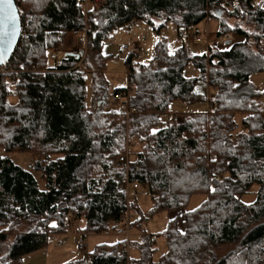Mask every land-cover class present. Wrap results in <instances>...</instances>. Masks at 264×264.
Returning a JSON list of instances; mask_svg holds the SVG:
<instances>
[{
    "label": "trees",
    "instance_id": "trees-1",
    "mask_svg": "<svg viewBox=\"0 0 264 264\" xmlns=\"http://www.w3.org/2000/svg\"><path fill=\"white\" fill-rule=\"evenodd\" d=\"M88 1L85 10L83 0H15L25 34L9 59L12 70L0 73V147L32 154L45 189L31 171L0 159V264H22L78 218L85 219L82 234L118 230L121 214L134 208L127 205V182L147 187L152 212H177L164 232L166 251L154 260L155 242L142 230L138 241L99 244L85 260L64 264H264V93L249 80L264 71L263 1ZM210 17L219 21L218 38L227 33L239 40L226 49L210 45L202 55L184 46L169 53L161 37L167 23L181 30ZM137 21L159 36L152 60L143 64L128 55L127 87L109 91L102 45L113 30ZM55 51L63 54L58 61L50 57ZM188 63L215 91L209 110L163 121L173 102L205 99L195 91L198 78L184 75ZM127 88V104L136 109L128 119L125 102L110 106ZM153 129L160 131L153 135ZM127 140L137 148L127 166H117ZM253 185L255 201L243 203L240 196ZM195 193L205 201L182 213ZM142 219L130 227H141ZM130 247L137 257L128 255Z\"/></svg>",
    "mask_w": 264,
    "mask_h": 264
},
{
    "label": "rangeland",
    "instance_id": "rangeland-1",
    "mask_svg": "<svg viewBox=\"0 0 264 264\" xmlns=\"http://www.w3.org/2000/svg\"><path fill=\"white\" fill-rule=\"evenodd\" d=\"M89 7L90 5L88 4L83 8L86 10ZM218 29V19L210 17L205 18L195 26H190L184 29L185 35L180 36V29H177L173 23L169 22L161 32V37L165 38L169 53H174L177 48L184 46L190 55H202L208 53V46L215 44H218L220 49H226L230 46V42L239 40V37L234 35H229V39L218 38L216 36ZM195 36H199L201 41H195L193 39ZM158 38L159 36L145 21H137L131 24L128 28H119L111 32L110 37L103 43L101 48V53L107 57L105 61L104 77L108 82L109 91H112L115 88L127 87L125 59L129 54L121 52L120 47L125 44H130V40L138 42L140 47L139 62L143 61V64H148L152 60L154 46L158 41ZM184 75L188 78H198L195 91L201 93L205 99L191 103L173 102L168 111V115L164 118L161 117L165 121H167V118H169L174 112L180 114L188 112H207L209 110L208 101L214 97V89L209 87L204 79H201L199 71L191 63H188L184 68ZM249 80L257 90L264 93V71L251 74ZM85 90L86 104L89 106L92 100V80L90 74L86 75ZM110 106L115 109L118 108L119 104L111 102ZM240 119L241 115L237 114L236 120L239 122ZM131 142L134 143V141ZM136 148L137 147H135L134 150H136ZM132 151L133 150H131V152ZM0 156L8 157L15 164L31 171L37 181L38 188L40 190L45 189L44 181L42 180L40 173L32 169V162L34 159L32 154L27 152H8L0 147ZM256 191L257 186L253 185L247 193L240 196L241 201L247 204L254 202ZM205 199L206 195L203 193L192 194L187 204L182 209V213L183 211L196 209L205 201ZM128 202L134 207H129L130 213L134 216L133 220L141 215L143 219L146 218L148 220L146 224L143 223L142 219L141 227H130L128 231L123 226V223H119L120 228L118 230L109 229L107 232L88 233L85 249L79 250L77 248L76 234L80 231L79 229L84 227L85 219L83 217L78 218L65 233L59 234L56 237H50L49 243L45 249L25 255L22 264H32V260H35L33 264H64L77 260H85L87 255L99 244H113L121 240H127V242L138 241L142 235V230L148 235H156V240L154 241L156 252L154 253L153 258L154 260H157L158 257L166 251L167 245L164 232L169 220L177 218V212L175 210H160L152 212L153 198L148 193L146 186L140 185L136 192L130 191L128 194ZM178 226L180 227V221H178ZM11 240L12 236L9 237L8 242H11ZM2 254L3 252L0 251V255ZM128 255L131 257H137V249L132 247L128 248Z\"/></svg>",
    "mask_w": 264,
    "mask_h": 264
},
{
    "label": "built area",
    "instance_id": "built-area-1",
    "mask_svg": "<svg viewBox=\"0 0 264 264\" xmlns=\"http://www.w3.org/2000/svg\"><path fill=\"white\" fill-rule=\"evenodd\" d=\"M82 6L85 7L86 6V2H82ZM25 33L20 31V36H23ZM179 35L180 36H184L185 35V31L184 29H181L179 31ZM220 39H229V34L225 33L223 35H221L219 37ZM193 39L195 41H201L200 37L199 36H195L193 37ZM120 51L121 52H125V53H128L129 55L132 56V59L135 60V61H139L140 59V47L137 43L135 42H130V44H125L123 46L120 47ZM63 54L61 52H58V51H55L51 54V59L55 60V61H58L61 56ZM12 69L9 65V60L0 66V73H4V72H10ZM132 93V89L130 88H127L125 90L124 93H116L112 96V99H111V102L113 103H117V104H121L123 102L126 103V106L124 108V112H125V116L126 118L128 119V117L135 113L136 112V109L134 107H130L128 104H127V101H128V98L130 96V94ZM261 118L264 120V112L261 114ZM170 122H178L180 120V116L178 113H173L169 116V119H168ZM243 128L241 129V132L243 131ZM137 147L135 143L127 140L126 142V149H125V152L120 154L117 158V160L115 161V165H125L127 166L128 165V157H129V154L131 153V150H134V148ZM139 184L137 182H131V183H126L125 184V191H126V196H127V205H130L129 202H128V194L130 191H133V192H136L137 189L139 188ZM134 216L130 213V209L127 207V209L121 214L120 218H119V223H123V226L126 228V230L128 231V229L130 228V225L131 223L134 221L133 220ZM147 219L144 218L143 219V223H147ZM128 235V233H127ZM151 239L153 241L156 240V235L154 234H151ZM86 243H87V235L86 234H81L79 239H78V242H77V248L79 250H83L85 249L86 247ZM126 252H128V248L126 249Z\"/></svg>",
    "mask_w": 264,
    "mask_h": 264
},
{
    "label": "snow or ice",
    "instance_id": "snow-or-ice-1",
    "mask_svg": "<svg viewBox=\"0 0 264 264\" xmlns=\"http://www.w3.org/2000/svg\"><path fill=\"white\" fill-rule=\"evenodd\" d=\"M237 7L239 6L237 5ZM258 7L264 8V3H260ZM17 13H18V9L14 8L12 0H0V64L5 63V58L9 55L10 50H12L13 48V41L16 39L18 33L20 32V28L17 24V20H18ZM45 55H47V53H45ZM141 63H143V61ZM18 67L21 70H23L25 65L23 63H20ZM228 70L232 71L231 68ZM164 71H167V69H164ZM17 83H19V81ZM233 87H239V86L233 85ZM165 127L168 126L165 125ZM158 131H160V129H153L152 134L155 135V133ZM242 135L246 136L247 134H242ZM184 139L187 138L185 137ZM236 147L237 145H233L232 149H230V151L233 152V155L235 154L234 150L236 149ZM160 155L163 156L164 154L161 153ZM0 159H4V157H0ZM61 159H63V157H61ZM153 159H155V156H153ZM132 163H136V161H132ZM213 163H215V157H213ZM167 171H171V169H167ZM212 175L214 177L215 173H213ZM207 186L209 188V191L213 193L217 191L215 187H211L210 185ZM191 211L195 212L196 209H191ZM180 235H184L183 231L180 232Z\"/></svg>",
    "mask_w": 264,
    "mask_h": 264
},
{
    "label": "water",
    "instance_id": "water-1",
    "mask_svg": "<svg viewBox=\"0 0 264 264\" xmlns=\"http://www.w3.org/2000/svg\"><path fill=\"white\" fill-rule=\"evenodd\" d=\"M12 3H13L14 8L17 9V6H16V3H15V0H12ZM17 15H18L17 24H18V26H19V28H20V31H21V18H20V14H19V12L17 13ZM19 37H20V32L18 33L16 39L13 41V48H12V50H10L9 55L5 58V63L10 59V57H11V55H12V53H13V51H14V49H15L17 43H18ZM76 55L79 56L80 53H77ZM5 63H3V64H5ZM3 64H0V66L3 65Z\"/></svg>",
    "mask_w": 264,
    "mask_h": 264
},
{
    "label": "crops",
    "instance_id": "crops-1",
    "mask_svg": "<svg viewBox=\"0 0 264 264\" xmlns=\"http://www.w3.org/2000/svg\"><path fill=\"white\" fill-rule=\"evenodd\" d=\"M263 1V3H264V0H262ZM83 2H86V5H90V3H89V1L88 0H83ZM130 42H134V41H132V40H130ZM135 43H137L138 45H139V43L138 42H135ZM228 43V42H227ZM209 47V46H208ZM206 83V82H205ZM174 113H177V112H174ZM179 114V113H178ZM180 114H182V113H180ZM168 115V113L166 114H163L162 115V117L164 118L165 116H167ZM169 118H167V120H168ZM163 120V119H162ZM163 121H165V120H163ZM77 220V219H76ZM76 220H74V222L76 221ZM73 222V223H74ZM148 222V221H147ZM72 223V224H73ZM82 233L80 232H78L77 234H76V236H77V242H78V239H79V237H80V235H81ZM57 235H59V234H54V235H52L51 237H56ZM128 253V252H127ZM35 262V260H32V264Z\"/></svg>",
    "mask_w": 264,
    "mask_h": 264
}]
</instances>
